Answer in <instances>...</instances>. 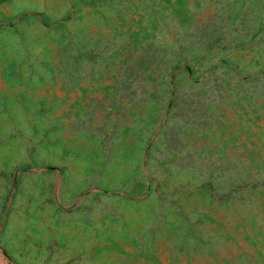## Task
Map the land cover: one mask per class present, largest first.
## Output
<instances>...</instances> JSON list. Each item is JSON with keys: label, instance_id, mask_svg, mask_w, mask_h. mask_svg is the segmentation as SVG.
<instances>
[{"label": "rangeland", "instance_id": "374dc122", "mask_svg": "<svg viewBox=\"0 0 264 264\" xmlns=\"http://www.w3.org/2000/svg\"><path fill=\"white\" fill-rule=\"evenodd\" d=\"M0 264H264V0H0Z\"/></svg>", "mask_w": 264, "mask_h": 264}, {"label": "trees", "instance_id": "16d2710c", "mask_svg": "<svg viewBox=\"0 0 264 264\" xmlns=\"http://www.w3.org/2000/svg\"><path fill=\"white\" fill-rule=\"evenodd\" d=\"M183 67H185V64H184V65H182V66H181V65H179V66H178V69H181V68H183ZM191 72H192V71H191Z\"/></svg>", "mask_w": 264, "mask_h": 264}]
</instances>
